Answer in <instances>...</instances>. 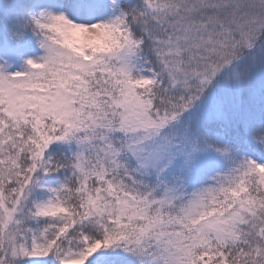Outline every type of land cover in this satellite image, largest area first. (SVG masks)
Returning <instances> with one entry per match:
<instances>
[{
	"label": "snow or ice",
	"instance_id": "snow-or-ice-1",
	"mask_svg": "<svg viewBox=\"0 0 264 264\" xmlns=\"http://www.w3.org/2000/svg\"><path fill=\"white\" fill-rule=\"evenodd\" d=\"M0 264H264V0H0Z\"/></svg>",
	"mask_w": 264,
	"mask_h": 264
}]
</instances>
